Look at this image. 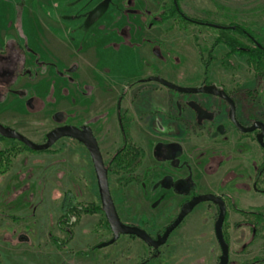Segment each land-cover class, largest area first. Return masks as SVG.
<instances>
[{"label":"rangeland","instance_id":"obj_1","mask_svg":"<svg viewBox=\"0 0 264 264\" xmlns=\"http://www.w3.org/2000/svg\"><path fill=\"white\" fill-rule=\"evenodd\" d=\"M27 1L30 4L26 6ZM31 1L0 0V33L6 26L3 16L20 3L21 15L26 16L21 31L25 48L44 57L50 55L61 72L71 63L79 66L74 78L85 93H49L42 81L34 109L26 106L31 94L20 98L0 93L3 126L37 144H44L46 135L60 125L88 126L98 140L120 217L153 236L162 234L195 195L224 194L228 201L232 196L231 201L240 208L247 201L254 202L247 193L230 195L235 183H229L227 176L244 170L251 178L244 183L246 177H240L236 186L250 191L244 185L250 189L264 151L254 135L243 137L234 130L226 118L225 104L212 96L180 94L155 82L140 81L161 77L180 87L211 85L234 91L238 99L246 97L250 103L245 104L264 116V73L253 75L248 49L242 50L256 45L237 31L224 30L241 25L264 47V0H176L187 20L214 23L223 29L185 20L173 0H108L104 7L113 1L117 8L110 12L111 19L101 21L105 28L98 23L87 33L68 28L67 38L74 42L69 40L64 46H52L48 31L50 21H63L62 13L55 9L61 2L37 0L34 18L28 9L33 8ZM82 1L84 5L87 0ZM102 2L96 0L89 8L102 7ZM129 10H135V16L125 14ZM234 41L241 47L236 48ZM15 57L10 53L6 58L13 62ZM11 62L0 56V74L8 67L14 69ZM150 93H171L170 104ZM247 93L252 95L247 98ZM146 96L150 98L144 99ZM144 101L147 113L138 107ZM162 105L167 107L155 108ZM56 113L64 115L60 125L53 120ZM203 119L214 123L201 129ZM151 120L154 128L150 132L160 133L155 128L160 121L178 140L185 139L176 135L178 126H186V138L194 151L183 152L182 145L174 144L165 156L160 150H167L168 145H156L155 139L154 144L142 128ZM123 125L132 143L146 153V160L132 177L114 173L113 159L125 139ZM231 156L241 162H228ZM92 209L95 213H90ZM217 217L214 205L199 206L171 235L160 250L162 259L154 264H214L219 254L214 236ZM234 217L230 210L226 227L230 234ZM112 237L92 159L83 145L65 138L47 151L34 152L0 137V264H120V248L132 250L137 263L149 257L150 250L135 238L122 236L115 244L98 248Z\"/></svg>","mask_w":264,"mask_h":264},{"label":"flooded vegetation","instance_id":"obj_2","mask_svg":"<svg viewBox=\"0 0 264 264\" xmlns=\"http://www.w3.org/2000/svg\"><path fill=\"white\" fill-rule=\"evenodd\" d=\"M173 4H174V8L176 9L177 13L182 18L186 19L184 14L181 13V11L177 5V1L175 4V1L173 0ZM103 7H104V5L102 4V7L99 6L94 11H92L91 14L84 15V28H86V26L87 27H89V26L93 27L98 23L99 18L104 14ZM10 53H13L16 55L15 61H13V62H11L12 61L11 59L6 58L7 55H9ZM27 55H28V57H27ZM0 56L2 58H4L5 60L10 61L11 67L14 66V69L12 68L13 70L10 69L9 67L2 70V73L0 74V85L2 86V89H0V93H9L11 95H14V96H17L20 98H25V97H27V94H29V95L31 94L30 97L26 100V106L30 109H34L33 104L35 102L37 93L40 90V82H42V81L46 82L45 84H46V87L48 88L49 93H51V92L53 94H55V93H69V94L70 93H85L80 88V85H79V82L77 81V79L74 78V76L78 74L80 67L74 65L73 63H71V65L67 68V70L65 72H61L58 70L56 64L53 61H51L52 59H48L47 56L44 57L40 52H37V50H35V49L32 50V49L25 48L24 45L19 44L18 42H11V43L7 44L4 48H2L0 50ZM16 93H24V95L19 96ZM69 94L64 95V96L66 97ZM201 95H203V94H201ZM212 97H214V96H212ZM229 97L233 100V98L231 96H229ZM215 98H218V97H215ZM218 99L222 103L225 104V106H226L225 107L226 118L231 122L234 130H236L238 133H240V135L243 137L254 135L255 141L258 144L257 135L260 133V130H257L255 132L249 133V134L241 132L235 126V124L232 122V120L229 119L230 108L227 105V103L220 98H218ZM29 102L31 103L30 106L28 105ZM234 103H235V101H234ZM235 105H236V103H235ZM253 109L254 108L249 107V106H237L236 105L235 117H236V119L240 125H242L245 128H249V127H252L257 122H261L264 124V116L262 113H260L258 111H257L258 115L254 116V119H251V121L249 120V118L251 117L249 115V112ZM58 114H61V115L58 117V120H56L54 117ZM179 118H182V117H179ZM53 120L60 125L64 121V115L62 113H56L55 115H53ZM181 121H182V119H181ZM207 123L213 124L214 122L213 121L206 122L203 119V122L199 123V128L202 129L203 127L204 128L207 127V125H208ZM61 126H71V125L63 124V125H60L58 127H61ZM83 127H88V126H81L79 128H83ZM35 135H36L35 138H37V132L35 133ZM46 137H47V135H46ZM242 139L244 140L245 138H242ZM176 140H177V142H175V143L167 144L168 145L167 150H163L166 148H163V149L161 148L160 152H162L165 156L170 155L169 153H171L170 152L171 146H173L174 144L181 145L180 143L182 142V140L181 139L178 140V138ZM31 141H33V140H31ZM98 145H99V143H98ZM180 150L184 152L183 147ZM145 155H146V153H145ZM199 155H200L199 159L203 160V157H201L202 153L200 151V148H199ZM144 160H146V156H145ZM229 161H240L241 162V159L233 158L231 156V158L228 160V162ZM176 164H177V162L175 161L174 165H176ZM243 171H241V170L234 171V172L232 171L231 173H229V176H227V178H229V183H235L234 187H232V188L230 187V190H231L230 195H234V194L241 195V193H244V194L247 193V194H249L248 198H252L254 202L250 203L249 201H247L243 204L244 208H240L238 206H235L234 205L235 203L233 201H231L232 196L229 197L230 200L228 201L226 195H224V194H221V195H216V193L212 194V195H215V196L222 198V200L224 201V203L226 205V217H225V220L223 223V229H222L223 239H224V241L228 247V259H227L226 264H264V157H263L260 165L258 166V168L255 170V178L250 185L251 186L250 189L248 186L244 185L245 189H248L250 191H246V190H243L241 188H237L238 186H236V181L238 179H240V177H244V178L246 177V179L243 181L244 183L247 181V179L251 178L250 175H248V173H244ZM195 182H196V180H195ZM163 188L161 187V189H163ZM251 193L253 194L252 197H250ZM199 195H202V194H199ZM203 195H205V194H203ZM195 196H198V195H195ZM195 196H193V197H195ZM203 204L214 205L218 209V217H219V214H220L219 207L217 205H215L214 203H202V204L198 205L194 209V211L199 206H201ZM230 210L233 211V214L235 216L231 234H230L229 229H228L229 233L227 232L228 230L226 231L227 223L229 220V211ZM180 211H181V209H180ZM218 217H217V220H218ZM120 219L123 222L121 217H120ZM175 219L168 226H170L175 221ZM217 220H216V223H217ZM183 222L181 223V225L183 224ZM123 223L126 225H129V226L139 227V226L134 225V224H129L128 222H123ZM216 223H215V226H216ZM180 226H178L177 229H179ZM215 226H214V236H215V239H216V242L218 245L219 254L216 257L214 264H221V258L223 256V250L221 248L219 241L217 240V237L215 234ZM139 228H141V227H139ZM166 228L162 234H158L156 236L151 235L147 230H145L143 228H141V229L146 231L153 239L157 240L158 236L164 235ZM177 229H175L171 233V235ZM171 235H170V237H171ZM123 237L135 238V239L140 240L139 238L134 237V236H123ZM170 237H169V239H170ZM169 239L167 240V242L163 246L159 247L158 249H154L153 247L148 246L147 244H145L143 241L140 240L150 250L149 257L146 260L142 261L141 263L135 262L137 257H134V256L132 257V250L130 251V250H127V248H123V249L120 248L119 260L122 261L120 264H154V262L160 261L162 259V252L160 250H161V248H163L164 246L167 245ZM235 247L237 248L236 250H235ZM125 252H127L128 255L125 256V254H126ZM160 263H162V262H160Z\"/></svg>","mask_w":264,"mask_h":264},{"label":"water","instance_id":"obj_3","mask_svg":"<svg viewBox=\"0 0 264 264\" xmlns=\"http://www.w3.org/2000/svg\"><path fill=\"white\" fill-rule=\"evenodd\" d=\"M175 4H176V0ZM209 27L212 28H224L219 25L208 24ZM143 82H155L160 84L161 86L180 93V94H187V95H209L218 97L224 100L230 108L229 112V119L235 124V126L243 133H253L257 130H260V133L257 135V142L259 146L264 150V124L261 122L255 123L252 127L245 128L239 124L235 117L236 113V105L234 101L226 94L225 91L218 89L215 86H202L199 88H187V87H180L175 85L161 77H151L147 81ZM19 96H23L24 93H16ZM30 102L28 105L30 106ZM61 114L56 115L54 118L58 120V117ZM0 137L8 140H13L20 142L28 149L34 152H44L51 149L57 142L62 139L68 138L73 139L80 144H82L89 152L95 175L97 180L98 192L100 197V202L102 206V210L105 214L106 221L112 231L113 237L111 240L104 242L98 246V248H105L115 244L121 236H134L139 238L145 244L154 249H158L159 247L163 246L167 240L169 239L171 233L177 229L178 226L194 211V209L202 204V203H214L219 207L220 214L215 226V234L217 240L219 241L221 248L223 250V256L221 258V264H226L228 259V247L223 239V223L226 217V205L222 198L212 195V194H205V195H198L193 197L190 201L185 203L179 215L175 219V221L166 228L164 235L158 236L157 240L153 239L146 231L143 229L136 227V226H129L124 224L118 211L116 209L114 199L112 197L110 191V184H109V176L108 170L106 168L100 147L98 145V141L95 138L92 130L88 127L77 128L74 126H61L57 127L52 130L46 137V142L44 144H37L21 133L3 126L0 123Z\"/></svg>","mask_w":264,"mask_h":264},{"label":"crops","instance_id":"obj_4","mask_svg":"<svg viewBox=\"0 0 264 264\" xmlns=\"http://www.w3.org/2000/svg\"><path fill=\"white\" fill-rule=\"evenodd\" d=\"M49 1L51 2L52 0H49ZM57 1L61 2V4L55 5L56 6L55 9H58L60 11V13H62L61 18L63 19V21L61 23H59V22L57 23L56 21L55 22L50 21V26L48 27V31H49L50 36H51L50 39L53 43L52 46H57V45L64 46L67 43V41H69V40L71 42H74L73 41L74 38H72V37H70L69 39L67 38V36H68L67 29L68 28H71L72 29L71 32H75V33L83 32V30H86V33H87L89 31V28L90 29L92 28L90 26L89 27L86 26V29L84 28V15L91 14L92 11H94L100 5L96 4V5L92 6L91 8H89L92 5V3L96 2V0H87L84 5H82V3H83L82 0H72V1H70V0H57ZM107 1L108 0H104V2H102L101 4L104 5V4H106ZM31 2L33 3V8H29L30 6H28V9L31 11L30 12L31 15L34 18H36V16H37V0H33ZM25 3H26V6H27V4L28 5L30 4L29 1H27ZM40 3H43V2L40 1ZM131 5H132V2H131ZM15 8H16L15 11L13 10V12L11 11V12L5 13V16H3L4 17V23H6V26L4 25L5 30L3 29L4 31L2 33H0V50L11 42H18L19 44L24 45L25 38H23L22 32H23V27H24L23 25L25 24L24 19L26 16L23 17L21 15V11L23 9V6L21 7L20 3L17 4L15 6ZM116 8H117V6L115 5V3L113 1L107 6V8L103 7L104 14L99 18V21H98V25H100L101 29L105 28L103 26L104 23L101 21L106 20V19H111L112 16L109 18L110 12H113V9H116ZM41 9L42 8L40 7L39 11L41 13H43V10H41ZM119 12H121V11L119 10ZM125 14H130L131 16H135V10H132V11L129 10V11L125 12ZM64 20H66V21H64ZM64 22H66V23L64 24ZM104 22L109 23V21H104ZM7 23H8V28H7ZM18 25H19V28H18ZM96 26H97V24H96ZM93 27H95V26H93ZM87 28H88V30H87ZM27 57H28V55H27ZM47 57H48V59H51L50 55H47ZM150 76H155V75H152V74L147 75V77H150ZM140 82H142V81H140ZM150 94L154 97L155 96L163 97L164 102H167L168 105L170 104L171 96H172L171 93H150ZM159 94L161 96H159ZM148 98H150V97L146 96L144 99L148 100ZM145 102L146 101L140 102L138 107H139L140 111L147 113V112H149V108L144 107ZM157 107H162L165 109L167 106L162 105V106H156L155 108H157ZM153 110H151L150 112H152ZM151 124H153L152 120L149 121L148 125L146 124V126H143L142 128L145 129V131L148 133V136L151 137V139L153 140V143H154V139H155V141H157L156 145H158V144H171V143L177 142V140H176L177 136L171 135L172 129H169V128L166 129L163 122L156 121V123H155L156 124L155 128L160 133L150 132V130L152 128H154L151 126ZM178 128H180L181 132L176 131L177 132L176 135H179L181 137L183 136V138L185 137V139L182 140V142L180 143L182 145L184 151L186 153L193 152L194 150L190 149L192 143L190 142V140H188L186 138L187 127L186 126L183 127V125H180V126H178ZM143 141L146 142L145 139H143Z\"/></svg>","mask_w":264,"mask_h":264},{"label":"trees","instance_id":"obj_5","mask_svg":"<svg viewBox=\"0 0 264 264\" xmlns=\"http://www.w3.org/2000/svg\"><path fill=\"white\" fill-rule=\"evenodd\" d=\"M185 20H187V19H185ZM187 21H189L191 23L194 22L191 20H187ZM208 24L217 25L214 23H207V22H198L196 25L209 27ZM245 29L246 28L242 27L241 25H233L231 27H226L224 30L237 31L240 34L249 37V39L256 45L255 48H252V49L242 48V50L246 51L248 49V51H247L248 57H249V59L247 60L248 66H249V68L252 71L254 76H260L264 73V47H263L261 41L256 39L255 36L251 35L249 33V31L248 30L246 31ZM227 41L231 42L230 39H228ZM233 43L235 44L234 46L236 48L241 47V45H238L239 43H235V41ZM237 50H239V49H237ZM240 50H241V48H240ZM206 68L209 69L207 64H206ZM204 86H211V85H204ZM223 91H225L226 94H228L229 96H231L233 98V100L235 101L237 106H247L245 104L246 101H247V103H250V101L248 99L246 100V97H245L244 101L238 99L236 94H234V91H230V90L228 91L225 89ZM245 95H247V98H248V96L249 95L251 96L252 93H247ZM249 115L251 116L249 118V120L251 121V119H254V116L258 115V112L256 109H253L249 112ZM123 126H124V128L122 129V133L124 134L125 139L123 141L122 148L120 149V151H118L116 153V156L113 159L114 173L121 174V175H128V176L132 177L133 174L135 172H137L141 168V166L143 165L146 155H145V151L142 149V147L136 146L128 138L127 133H126V129H127L126 125H123ZM70 207H71L70 210L74 209V208H72V206H70ZM85 212L89 213L90 210H86ZM90 213H95V211H93V209H92V211Z\"/></svg>","mask_w":264,"mask_h":264}]
</instances>
